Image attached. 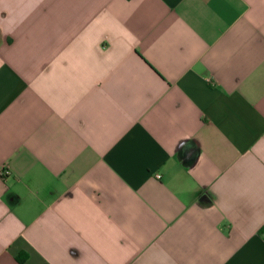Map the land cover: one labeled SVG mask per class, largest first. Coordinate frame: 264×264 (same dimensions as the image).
<instances>
[{
	"label": "crops",
	"instance_id": "1",
	"mask_svg": "<svg viewBox=\"0 0 264 264\" xmlns=\"http://www.w3.org/2000/svg\"><path fill=\"white\" fill-rule=\"evenodd\" d=\"M0 264H264V0H0Z\"/></svg>",
	"mask_w": 264,
	"mask_h": 264
},
{
	"label": "built area",
	"instance_id": "2",
	"mask_svg": "<svg viewBox=\"0 0 264 264\" xmlns=\"http://www.w3.org/2000/svg\"><path fill=\"white\" fill-rule=\"evenodd\" d=\"M0 174H1L2 176L8 175V170H6V169H2L1 172H0Z\"/></svg>",
	"mask_w": 264,
	"mask_h": 264
}]
</instances>
